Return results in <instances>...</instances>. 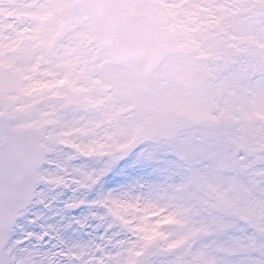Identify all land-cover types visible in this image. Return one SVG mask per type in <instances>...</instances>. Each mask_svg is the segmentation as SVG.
Listing matches in <instances>:
<instances>
[{
  "label": "snow or ice",
  "instance_id": "snow-or-ice-1",
  "mask_svg": "<svg viewBox=\"0 0 264 264\" xmlns=\"http://www.w3.org/2000/svg\"><path fill=\"white\" fill-rule=\"evenodd\" d=\"M56 56L53 37L39 31L19 38L15 58L0 46V101H18L0 111V264H22L16 253L25 250L37 257L31 264L53 251L66 259L61 233L93 243L92 257L72 264H264V149L176 132L144 159L147 142L118 158L86 155L79 141L88 138L72 131L85 117L65 118L84 109L63 94L68 74L53 70ZM29 105L30 114L20 111ZM133 158L146 175L172 172L159 200L121 191ZM118 202L128 211H116ZM123 234L136 239L113 242ZM153 248L166 259H151Z\"/></svg>",
  "mask_w": 264,
  "mask_h": 264
},
{
  "label": "rangeland",
  "instance_id": "rangeland-1",
  "mask_svg": "<svg viewBox=\"0 0 264 264\" xmlns=\"http://www.w3.org/2000/svg\"><path fill=\"white\" fill-rule=\"evenodd\" d=\"M122 1L130 12L149 10L152 16L158 13L149 6L156 4L167 17L165 27L158 25L163 18L157 17L153 31L160 37L165 33L174 36L164 63L155 73L148 110L135 108L131 71L109 65L107 57L92 44L97 27L88 0H0V46L7 57L15 58L19 38L29 32L53 37L57 53L53 70L68 74L63 94L73 96L84 109L65 112L66 119L74 114L85 117L84 126L72 130L88 138L79 141L82 151L118 158L120 151L144 142L140 159L163 151L167 140L148 134L150 114L171 116L173 135L180 132L193 139L211 136L250 153L264 149V0ZM24 43L26 46L28 41ZM229 67L234 70L222 74V69ZM191 79L194 86L187 91L184 86ZM17 103L2 100L0 111L7 112ZM30 107L20 111L30 114ZM140 169L137 158L129 161L128 182L121 191L128 199L159 200L172 172L149 176ZM137 181H143L145 187L141 189ZM115 210L127 212L128 207L118 202ZM60 239L67 258L58 261L53 251L41 257L43 264H72L74 255L85 262L92 257L90 239L72 233H61ZM121 239L136 237L123 234L113 242ZM131 246L129 243L125 248ZM152 252L154 261L166 259L158 249ZM16 258L31 264L37 257L25 250L17 252Z\"/></svg>",
  "mask_w": 264,
  "mask_h": 264
},
{
  "label": "water",
  "instance_id": "water-1",
  "mask_svg": "<svg viewBox=\"0 0 264 264\" xmlns=\"http://www.w3.org/2000/svg\"><path fill=\"white\" fill-rule=\"evenodd\" d=\"M99 26L100 45L108 48L113 63H126L136 75L135 94L138 105L144 107L151 89V71L162 59L161 46L150 35L146 21L125 14L117 0H91ZM126 34H134L139 41L137 52L131 54V46ZM104 49V48H103ZM145 62H148L145 65ZM143 67V68H142ZM159 124L169 125L168 120Z\"/></svg>",
  "mask_w": 264,
  "mask_h": 264
},
{
  "label": "bare ground",
  "instance_id": "bare-ground-1",
  "mask_svg": "<svg viewBox=\"0 0 264 264\" xmlns=\"http://www.w3.org/2000/svg\"><path fill=\"white\" fill-rule=\"evenodd\" d=\"M156 223V221H153V224H155Z\"/></svg>",
  "mask_w": 264,
  "mask_h": 264
}]
</instances>
